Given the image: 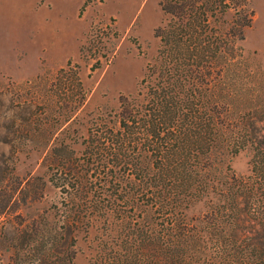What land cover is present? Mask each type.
Returning <instances> with one entry per match:
<instances>
[{
	"label": "rangeland",
	"instance_id": "rangeland-1",
	"mask_svg": "<svg viewBox=\"0 0 264 264\" xmlns=\"http://www.w3.org/2000/svg\"><path fill=\"white\" fill-rule=\"evenodd\" d=\"M185 2L0 0V264H58L60 213L71 204L49 178L81 155L89 130L116 121L122 99L145 106L162 86L157 33ZM191 2L187 12L206 11L225 42L212 85L197 94L202 105L230 103L218 128L236 132L247 116L264 128V0ZM225 144L216 145L213 179L248 175L252 149L232 154ZM209 200L190 202L187 222L197 224ZM253 201L252 237L264 248V195ZM92 223L74 230L71 264H90L109 227Z\"/></svg>",
	"mask_w": 264,
	"mask_h": 264
},
{
	"label": "trees",
	"instance_id": "trees-1",
	"mask_svg": "<svg viewBox=\"0 0 264 264\" xmlns=\"http://www.w3.org/2000/svg\"><path fill=\"white\" fill-rule=\"evenodd\" d=\"M185 1L157 33L162 86H152L145 106L122 99L116 121L89 130L81 155L49 178L71 204L60 213L58 264L72 263L73 232L92 222L109 227L90 264H264L252 237L254 196L264 195V128H251L253 116L236 132L218 128L214 118L224 123L230 103L202 105L197 94L212 85L225 42L206 11L192 15L186 6L195 1ZM221 141L232 154L252 149L248 175L213 179ZM211 196L198 223L187 222L188 204Z\"/></svg>",
	"mask_w": 264,
	"mask_h": 264
}]
</instances>
